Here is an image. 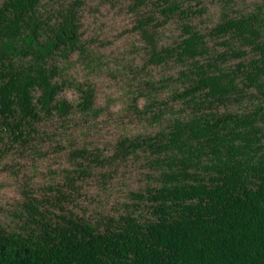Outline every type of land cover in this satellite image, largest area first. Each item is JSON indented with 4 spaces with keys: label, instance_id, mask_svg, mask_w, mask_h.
Instances as JSON below:
<instances>
[{
    "label": "trees",
    "instance_id": "16d2710c",
    "mask_svg": "<svg viewBox=\"0 0 264 264\" xmlns=\"http://www.w3.org/2000/svg\"><path fill=\"white\" fill-rule=\"evenodd\" d=\"M0 264H264V0H0Z\"/></svg>",
    "mask_w": 264,
    "mask_h": 264
},
{
    "label": "rangeland",
    "instance_id": "374dc122",
    "mask_svg": "<svg viewBox=\"0 0 264 264\" xmlns=\"http://www.w3.org/2000/svg\"><path fill=\"white\" fill-rule=\"evenodd\" d=\"M106 21L110 23L105 26V28L109 26V28L106 29V31H108V33L111 35L109 39L115 40L114 44H116V42L117 43L120 42L122 39L126 37V35H128V33L125 32L124 26H123V24L126 22V19L116 17L115 21L110 20V18H107ZM114 44L112 43L111 45H114Z\"/></svg>",
    "mask_w": 264,
    "mask_h": 264
}]
</instances>
